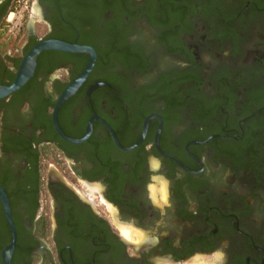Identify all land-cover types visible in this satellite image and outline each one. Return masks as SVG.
I'll return each mask as SVG.
<instances>
[{"label":"flooded vegetation","instance_id":"flooded-vegetation-1","mask_svg":"<svg viewBox=\"0 0 264 264\" xmlns=\"http://www.w3.org/2000/svg\"><path fill=\"white\" fill-rule=\"evenodd\" d=\"M8 1L0 84L95 62L0 98V264H264V0Z\"/></svg>","mask_w":264,"mask_h":264},{"label":"water","instance_id":"water-1","mask_svg":"<svg viewBox=\"0 0 264 264\" xmlns=\"http://www.w3.org/2000/svg\"><path fill=\"white\" fill-rule=\"evenodd\" d=\"M45 49L51 50H64V51H71V52H84L90 55L91 59L86 67L83 74L80 76L78 80L73 82L67 90L61 95L58 100L57 107L61 104V102L66 99L74 90L80 85L81 82L87 77L88 73L91 71L94 62H95V51L86 46H79V45H70L62 41L58 40H46L39 42L36 46H34L22 59L18 72L14 81L11 84H0V98H4L9 96L10 94L14 93L18 89H20L33 75L37 57L41 51ZM56 127L60 131V128L56 122ZM12 229L14 231V238L11 245L7 248V250L3 253L4 264H11V255L14 250L16 244V233L15 227L11 222Z\"/></svg>","mask_w":264,"mask_h":264},{"label":"built area","instance_id":"built-area-1","mask_svg":"<svg viewBox=\"0 0 264 264\" xmlns=\"http://www.w3.org/2000/svg\"><path fill=\"white\" fill-rule=\"evenodd\" d=\"M31 0H17L18 6H16L13 11L9 13L8 20L6 22V29L8 34L12 36L14 33L22 27V21L25 17V14L29 10V3Z\"/></svg>","mask_w":264,"mask_h":264},{"label":"rangeland","instance_id":"rangeland-1","mask_svg":"<svg viewBox=\"0 0 264 264\" xmlns=\"http://www.w3.org/2000/svg\"><path fill=\"white\" fill-rule=\"evenodd\" d=\"M32 1L33 0H31L30 1V3H29V10H28V12L25 14V17H24V19H23V21H22V25H23V27L25 28L26 27V25L28 24V23H32V25L33 26H36V27H38V28H40V23L39 22H36L37 21V19H33V16H34V14H33V12L35 11V13H36V9H34V7L33 8H31L32 7ZM16 6H18V2H17V0H15L14 1V8L16 7ZM13 8V9H14ZM13 11V10H12ZM30 11H31V13H30ZM21 41H14V40H10V42H9V45L11 46V48H14V49H17V48H19L20 46H22L21 45ZM7 45V44H6Z\"/></svg>","mask_w":264,"mask_h":264},{"label":"trees","instance_id":"trees-1","mask_svg":"<svg viewBox=\"0 0 264 264\" xmlns=\"http://www.w3.org/2000/svg\"><path fill=\"white\" fill-rule=\"evenodd\" d=\"M14 1L15 0H9L6 6V10L4 12V14H7L8 12L12 11L14 8ZM3 84V83H2Z\"/></svg>","mask_w":264,"mask_h":264}]
</instances>
